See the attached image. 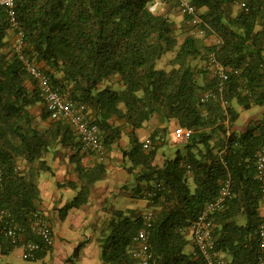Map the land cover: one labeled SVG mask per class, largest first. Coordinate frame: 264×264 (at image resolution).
<instances>
[{
  "label": "trees",
  "instance_id": "1",
  "mask_svg": "<svg viewBox=\"0 0 264 264\" xmlns=\"http://www.w3.org/2000/svg\"><path fill=\"white\" fill-rule=\"evenodd\" d=\"M169 1L175 8L179 4L163 3ZM189 1L201 18L197 26L190 25L189 15L179 8L180 26L161 11L162 5L151 11L153 0H16L26 56L55 87L87 105L107 152L121 147L125 133L129 137L121 151L132 178L130 195L137 203L145 201L148 210L112 211L107 231H101L103 264H136L132 250L141 230L154 264H208L192 226L210 202L223 196L228 182L230 193L210 213L216 249L227 264H258L264 254L259 237L264 181L257 165L264 120L239 123L242 110L264 107V0L249 2L248 10L238 6L240 0ZM17 30L4 11L0 207L24 226L27 240L40 241L31 223L41 205L39 175L53 171L46 156L58 146L77 148L79 139L66 120L51 117L10 39ZM201 30L204 39L195 35ZM168 53L171 68H159ZM212 57L233 69L221 91L219 73L210 70ZM208 90L216 97L202 101ZM156 118V128L142 141L138 130ZM172 125L192 133L176 141ZM76 171L79 185H71L79 191L64 207V217L89 203L91 189L105 178L107 165L101 160L84 166L78 158ZM3 227L0 220V236L8 240L3 243L6 253L19 245L3 234ZM52 248L44 246L30 260L43 259ZM67 262L74 263L73 256Z\"/></svg>",
  "mask_w": 264,
  "mask_h": 264
},
{
  "label": "built area",
  "instance_id": "2",
  "mask_svg": "<svg viewBox=\"0 0 264 264\" xmlns=\"http://www.w3.org/2000/svg\"><path fill=\"white\" fill-rule=\"evenodd\" d=\"M164 0H153L150 5L151 11H156ZM179 9L185 15H189L188 23L192 26H197L201 18L197 14V7L189 0H178ZM258 0H240L239 6L244 9H249V2ZM6 11L7 15L14 28L18 29L16 34L15 50L21 59L26 71L36 80L40 95L46 103L48 111L53 119H64L70 124L79 139V148L84 153H95L99 155L101 160L108 157V152L101 140L100 127L97 123L91 120L88 113L87 105L75 101L69 94L63 93L59 87H55L47 73L41 67L30 60L25 52V33L20 27L17 17L16 0H0V17ZM203 30L199 32L202 35ZM220 42V40H219ZM211 65L217 71L222 79L220 91L223 89V82L229 78V72L233 69L220 64L214 57L211 59ZM216 97V92L208 90L202 95V101H208ZM192 131L178 126L174 129V139L180 141L188 138ZM149 141H146L147 146ZM258 172L261 180L264 181V146L258 153ZM20 167V166H19ZM3 181V175L0 170V183ZM228 182L227 186L223 188V196L230 193ZM264 189V182H263ZM222 196V197H223ZM222 197L210 202L206 210L202 213L198 220L192 226V233L197 245L200 248L203 256L208 264H227L225 256L216 249L215 240L213 236V224L210 219V213L223 201ZM152 216V212L148 213ZM0 220L4 222L3 234L8 237L15 245L22 248V256L26 259H33L37 253L43 249L44 246L53 247L55 242V230L52 222L41 211H36L32 215V232L40 241L27 240L25 236V228L22 226L14 214L6 208L0 207ZM260 245L264 253V223L259 231ZM138 241L137 246L133 247L132 253L136 259V264H154L153 255L149 249V241L145 230H141L136 236ZM258 264H264V254L260 257Z\"/></svg>",
  "mask_w": 264,
  "mask_h": 264
},
{
  "label": "crops",
  "instance_id": "3",
  "mask_svg": "<svg viewBox=\"0 0 264 264\" xmlns=\"http://www.w3.org/2000/svg\"><path fill=\"white\" fill-rule=\"evenodd\" d=\"M10 35H13L12 32ZM13 39L14 36L11 40ZM242 116L244 118V126L255 118V114L249 115L247 110H242L241 117ZM157 124H153L150 133L156 128ZM150 133L141 140L144 141L148 139ZM125 135H127V133H125ZM128 138L129 137H127V139L124 137L122 138L121 147H128ZM121 147H115L112 151L108 152V157L104 160L107 165V174L103 180L97 182L92 187L89 203L81 208H73L76 209V211L71 215V227L74 229L78 226H83L85 229L90 227L88 229H91V231H87V233H89L86 234L87 238L80 240V238L78 239L76 237L77 242H71L64 240L62 236L55 231L54 246L51 252L43 259L50 257L52 264H65L69 257L75 253L79 245L83 243L78 254V257H80V259L82 258V261L80 263V260L76 261L74 264H103L100 242L101 230L107 224L112 211L114 209H129L133 207H137L139 210L141 209V205L137 203L136 200H133L131 197L132 194L130 195L132 191L129 189L133 188L132 178L125 167V158L121 151ZM50 153L53 154V163L51 167L53 168L52 173L54 175L53 179L55 185L52 183L51 179L46 177L42 178L41 172L39 175L41 195L39 211L44 213L51 221V210L63 209L66 205L71 203L78 194L79 188L76 189L71 185V183H77V185H79V174L76 171L78 158L84 166H94L101 161V158L99 155L92 152H82L79 146L77 148H73L72 146H58ZM72 190L77 192L73 199H71L73 197ZM143 205L144 207L146 206L145 201H143ZM146 210L148 209L144 208L143 212ZM0 242L3 249V243L7 244L8 240L0 236ZM16 248H19L21 252L20 255L22 256V248L20 246H15L13 250Z\"/></svg>",
  "mask_w": 264,
  "mask_h": 264
},
{
  "label": "rangeland",
  "instance_id": "4",
  "mask_svg": "<svg viewBox=\"0 0 264 264\" xmlns=\"http://www.w3.org/2000/svg\"><path fill=\"white\" fill-rule=\"evenodd\" d=\"M178 5L175 8L173 2L169 1L167 3L166 2L163 3L160 9L162 12L170 15L173 18V20L176 22L177 26H180L182 21H183L182 20L183 16L181 15L180 10L177 9V8H179ZM238 6H239V4H238ZM172 8H174V10H172ZM192 33H194V32H192ZM12 34L14 36L13 43H16L15 42L16 41V34L13 31H12ZM195 35L197 37H199L200 39H204L203 37L200 36V34L198 35L195 33ZM10 39H12V35H11ZM170 56H172L171 53L166 54L164 56V58L158 62V67L159 68L164 67L167 69L171 68L170 63L168 62V57H170ZM210 70H211V72L215 73V70L211 64H210ZM247 112H249V115L258 114V115H256L255 119L264 120V107H262V106L255 105L251 110H247ZM156 122H158L157 118L151 119L150 121H148L145 124V126L138 131L139 138L144 139L148 135V133H150V131L152 130L153 124ZM243 122H244V118L242 116L239 119V123L243 124ZM176 127H178V125H174L173 129H175ZM127 137H128L127 135L124 136V138H126V139H127ZM173 148L174 147H172V149ZM162 151H163V149H161L160 153ZM172 152H176V149L174 148L172 150ZM46 159L48 160L49 164L52 165L53 154L48 153V155L46 156ZM21 165L23 166L22 163H21ZM44 177L51 179L52 183L55 185V182L53 179L54 175H53L52 171H42V178H44ZM129 190L132 191V188ZM76 194H77V192L72 190L73 197L71 199H73ZM138 203L141 205V209L143 210L144 209L143 201L141 200ZM74 211H76V209H70L67 212V215L65 217H64V208L61 210L54 209V210H51V212H50V219H51V222L53 224V227H54V230L56 231V233L60 234L64 240H68L71 242H77L76 237L78 239L80 238V240L86 239L87 238L86 234H89V233H87V231H91V229L90 230L88 229L90 227L87 228L88 230L85 229V227H83V226H78L76 229L71 227V225H72L71 215H72V213H74ZM106 226H107V224L105 225V227H103V229L101 231H103V230L107 231ZM192 249H193V245L189 244L188 250L190 251ZM20 253L21 252H20L19 248H16L13 251H9L7 253H4L3 249H2V244L0 242V264H52L50 257H48L47 259L30 260V259H26L23 256H21ZM72 256L74 259V263H76V261H79V260H80L79 263L82 261V258L80 259V257H78L79 255L75 256L73 253L70 257H72ZM74 263L65 262V264H74Z\"/></svg>",
  "mask_w": 264,
  "mask_h": 264
}]
</instances>
